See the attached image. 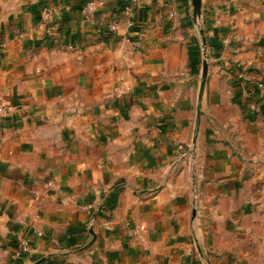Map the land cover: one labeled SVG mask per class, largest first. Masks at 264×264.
I'll use <instances>...</instances> for the list:
<instances>
[{
  "label": "crops",
  "instance_id": "obj_1",
  "mask_svg": "<svg viewBox=\"0 0 264 264\" xmlns=\"http://www.w3.org/2000/svg\"><path fill=\"white\" fill-rule=\"evenodd\" d=\"M88 1L0 0V264H264V0Z\"/></svg>",
  "mask_w": 264,
  "mask_h": 264
},
{
  "label": "built area",
  "instance_id": "obj_2",
  "mask_svg": "<svg viewBox=\"0 0 264 264\" xmlns=\"http://www.w3.org/2000/svg\"><path fill=\"white\" fill-rule=\"evenodd\" d=\"M133 1H135V2H142V1L149 2L150 0H133ZM94 4H95V0H89V1L86 3L85 7L83 8V14H84V16H87L88 14H90V13L93 11V9H94ZM124 13H125L126 16H128V15H129V9L126 8V9L124 10ZM126 22H127V27H130V26L133 25L132 20H131V19H128V17H127ZM117 28H118V27H117V24H110V25L108 26V29H109L110 31H115ZM97 31H100V30H97ZM124 89H125V90H128L129 88H128L127 86H125ZM6 107H7L6 102H5L4 99L0 96V114L4 113V111L6 110ZM51 184H52L51 182H48V185H51ZM21 249H22L23 251H29V250H30L29 245H28V243H27L26 241H23V242H22V244H21Z\"/></svg>",
  "mask_w": 264,
  "mask_h": 264
},
{
  "label": "water",
  "instance_id": "obj_3",
  "mask_svg": "<svg viewBox=\"0 0 264 264\" xmlns=\"http://www.w3.org/2000/svg\"><path fill=\"white\" fill-rule=\"evenodd\" d=\"M192 9H193V17L198 18L200 16V0H192ZM205 44H206L205 39L202 36V45L205 46ZM206 75H207V62L206 59L204 58L202 62L201 86H200L201 90L205 83Z\"/></svg>",
  "mask_w": 264,
  "mask_h": 264
}]
</instances>
